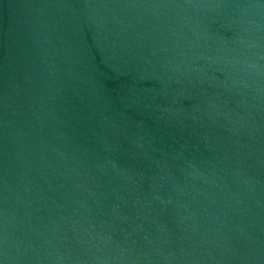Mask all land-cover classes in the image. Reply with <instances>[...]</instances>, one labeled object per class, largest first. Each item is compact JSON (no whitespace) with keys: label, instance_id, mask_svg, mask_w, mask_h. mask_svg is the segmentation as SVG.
Wrapping results in <instances>:
<instances>
[{"label":"water","instance_id":"1","mask_svg":"<svg viewBox=\"0 0 264 264\" xmlns=\"http://www.w3.org/2000/svg\"><path fill=\"white\" fill-rule=\"evenodd\" d=\"M264 0H0V264H264Z\"/></svg>","mask_w":264,"mask_h":264},{"label":"clouds","instance_id":"2","mask_svg":"<svg viewBox=\"0 0 264 264\" xmlns=\"http://www.w3.org/2000/svg\"><path fill=\"white\" fill-rule=\"evenodd\" d=\"M259 7H264V3H262Z\"/></svg>","mask_w":264,"mask_h":264}]
</instances>
